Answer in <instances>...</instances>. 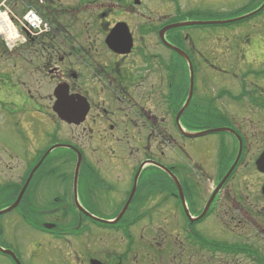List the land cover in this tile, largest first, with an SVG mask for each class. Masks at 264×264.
Instances as JSON below:
<instances>
[{"label": "flooded vegetation", "instance_id": "flooded-vegetation-1", "mask_svg": "<svg viewBox=\"0 0 264 264\" xmlns=\"http://www.w3.org/2000/svg\"><path fill=\"white\" fill-rule=\"evenodd\" d=\"M32 1L48 27L10 48L0 36V117L23 143L30 122L9 105L54 128L18 176L14 154L0 149V211L9 209L0 214V258L23 264L29 231L46 239L32 257L45 264H144L146 256L157 264L169 244L160 237L165 221L181 260L264 264V83L217 89L222 100L210 101L207 72L225 69L209 63L208 41H228L227 27L192 37L193 25L180 26L257 6L220 16L212 6L222 0ZM150 41L159 50L148 52ZM60 94L74 104L67 119L56 112ZM59 123L78 135L64 138ZM107 138L116 147H91ZM166 205L170 218L160 216ZM94 232L106 236L105 249ZM47 252L56 261L41 259Z\"/></svg>", "mask_w": 264, "mask_h": 264}, {"label": "rangeland", "instance_id": "rangeland-1", "mask_svg": "<svg viewBox=\"0 0 264 264\" xmlns=\"http://www.w3.org/2000/svg\"><path fill=\"white\" fill-rule=\"evenodd\" d=\"M1 1V0H0ZM25 0H10L6 4H8V8L13 12V14H16V16L20 17L21 13L23 12L22 9L23 7L26 6V3H24ZM74 0H70L72 3ZM223 3H213L212 8L220 9L222 14L220 16H237L238 14H242L243 12L247 11L250 8H253L255 6L259 7L264 0H251L250 4L248 0H222ZM208 2H211V0H208ZM33 4H30L33 9H36L39 14H41V10H39L35 5L34 2ZM5 4V5H6ZM24 5V6H23ZM29 6V2H28ZM29 8V7H28ZM137 9V8H136ZM63 22L67 25L68 20L65 17L61 18ZM72 25V23L70 24ZM133 25V24H131ZM183 26V25H180ZM227 30H223L225 34L228 35L229 40L228 41H223L222 45H218L216 41L211 40L208 41V46H207V51L210 56V61L209 63H214V65L217 67L218 70L220 69H225L220 70V71H215L214 69H210L207 72V88H208V98L210 101L214 102H220L221 100H217L218 91L217 89L221 88H226L227 86L234 89L233 91L236 92L237 89L239 88V84L242 82H261L264 83V12L261 13L260 15L255 16L251 21H246V22H241L238 24L234 25H228L226 26ZM74 29V28H73ZM219 29H216V27H195L191 26L188 27V31L190 32L192 37H195L196 35L200 33H204L205 35H210L212 36L213 34H216L215 32L218 31ZM243 37L239 41V38ZM22 42V39H20V42L18 45ZM238 43L240 46L238 47ZM147 51L152 52L155 50H159V48L156 46L155 42L153 43L150 41V44L147 45ZM103 51L102 49L100 52ZM242 52V53H240ZM257 54L256 56H262V57H256L255 60H253V56L255 53ZM263 53V54H261ZM226 54V55H225ZM242 56V54H246L248 56V60H241L242 58L238 59V55ZM100 59L103 60V63L105 60H107L106 56L101 52ZM228 59V60H227ZM18 61H16V64ZM218 66H217V65ZM232 64V67H229V65ZM234 64V65H233ZM237 66L234 69V66ZM220 67V68H219ZM86 83L89 87H91L90 81L86 79ZM41 84V83H40ZM37 86H39L37 84ZM44 86L42 87V90H44ZM228 89V88H226ZM231 89V90H232ZM133 93L137 94V87L133 88ZM97 92V91H96ZM238 92V91H237ZM236 92V93H237ZM224 97V96H222ZM107 98L106 94L96 96V99H105ZM223 100H227L226 98H223ZM107 102V101H106ZM215 103V102H214ZM12 114H16L17 118L22 122V124H25L28 122V125L25 129V133L27 135L28 141L26 140L24 143L19 140V138L16 136L15 132L11 130L10 128V123L7 121L5 124H3V120L0 117V149L1 150H8L9 152H12L15 156V160L13 163V173H16L15 176L19 175L24 168V164L26 161H28L32 156H33V148L34 146H41L45 141H46V136L49 131H51L54 128V125L51 121L46 119L43 121L41 124L38 123L37 118H31L30 115H27L26 109L28 107L22 106L18 107L16 105H9L7 106ZM228 111H231L233 109L232 106L227 105ZM0 114H3L0 112ZM13 118H16L15 115L10 117L11 121ZM16 118V119H17ZM214 121V120H210ZM239 121L241 123H244L243 120L239 118ZM166 125L168 124L167 122L165 123ZM61 125V123H59ZM60 132L63 134L64 138H69L74 135V138L76 135H78V130H70L67 128V126H64L63 124L61 125ZM95 137V136H94ZM100 138L99 136H96ZM81 145H87L85 140H79ZM78 142V141H77ZM91 147L94 149L96 148V151H107L110 149V146L113 148L116 147L114 143H112L108 138L103 142V143H94L93 140H91ZM95 150V149H94ZM61 150L57 149L54 153H50L49 157L52 155H55L56 153H59ZM103 160H107V158L103 155ZM48 157V158H49ZM47 158V159H48ZM127 165H124L122 174L126 172ZM128 174H126V180H124V184L126 185L127 179H128ZM7 176V174H6ZM202 199V197H201ZM154 200V199H153ZM200 203V202H199ZM203 203V202H202ZM115 204V203H114ZM169 206L166 205L162 208V213L160 216H163L164 214H167L168 217L170 218V215L168 214ZM6 210V209H4ZM43 216H40V218ZM52 219H58L57 216H51ZM171 223L173 221L171 220ZM177 228L179 227V223L175 222L173 223ZM163 226L164 228L161 229V240H168L169 244L168 247L165 249H162L161 251V257L159 260H155L157 264H206L204 260L201 261L198 260L195 256L192 255V257H189L188 254H186L183 257V260H181V250H178L177 247L174 248L172 246V241H171V236L169 235V232H172L171 227L167 226L166 222L163 221ZM169 231V232H168ZM28 231V249L26 248L25 245H21L20 251H21V256H20V262L25 264V263H34V264H45L43 261H34L32 257L34 255H37L39 253V247L46 244V239L42 235L35 234L32 232ZM147 235V234H146ZM94 240H96L98 243H101L100 245L102 246L103 249H105V240L106 236H103L102 238H99V234H95L94 232ZM101 239V240H100ZM177 239V236H176ZM159 240V239H158ZM7 243H10L8 239H6ZM55 241V240H54ZM163 242V241H162ZM167 243V242H166ZM164 243V244H166ZM91 245V242L90 244ZM104 251H98L97 253H101ZM67 254L72 257L73 253L71 250L67 251ZM57 258V253H43L41 255V259L44 261H56ZM188 258V259H187ZM147 262L151 263L148 260V256L144 258V264H147ZM160 262V263H159ZM182 262V263H181ZM0 264H13L8 259H3L0 258ZM48 264V263H46ZM128 264H134V261L129 258Z\"/></svg>", "mask_w": 264, "mask_h": 264}, {"label": "water", "instance_id": "water-1", "mask_svg": "<svg viewBox=\"0 0 264 264\" xmlns=\"http://www.w3.org/2000/svg\"><path fill=\"white\" fill-rule=\"evenodd\" d=\"M180 25H187V24L184 23V24H180ZM190 95H191V92H190ZM56 105L58 106L56 108V112L58 113V115L60 117H62L64 119H67V114L71 113L72 111H75L73 109L74 108V104H73V101L71 100V98L70 97L66 98V97L63 96V94H60ZM82 114L83 115L85 114V110L82 112ZM260 165L263 166V167H261V169L264 170V156L261 158ZM31 175H32V173H31ZM5 211H8V210L6 209V210H3V211H0V214L5 212ZM10 254L12 256H14L12 253H10Z\"/></svg>", "mask_w": 264, "mask_h": 264}, {"label": "built area", "instance_id": "built-area-1", "mask_svg": "<svg viewBox=\"0 0 264 264\" xmlns=\"http://www.w3.org/2000/svg\"><path fill=\"white\" fill-rule=\"evenodd\" d=\"M23 25L29 32H37L41 30V20L37 17V15L31 11L27 12L23 16Z\"/></svg>", "mask_w": 264, "mask_h": 264}, {"label": "bare ground", "instance_id": "bare-ground-1", "mask_svg": "<svg viewBox=\"0 0 264 264\" xmlns=\"http://www.w3.org/2000/svg\"><path fill=\"white\" fill-rule=\"evenodd\" d=\"M264 12V11H263ZM262 12V13H263ZM0 18L1 19H3V21H0V31L2 32V33H6V34H8V39H12L11 37H15L14 36V31H15V29H14V27L12 26V24L10 23V21L6 18V17H4V15H0ZM49 150V149H48ZM48 150L45 152V154L42 156V158L40 159V161L41 160H43V158L45 157V155L47 154V152H48ZM34 169H35V166H34V168L30 171V173H29V175L28 176H30L31 175V173L34 171Z\"/></svg>", "mask_w": 264, "mask_h": 264}, {"label": "trees", "instance_id": "trees-1", "mask_svg": "<svg viewBox=\"0 0 264 264\" xmlns=\"http://www.w3.org/2000/svg\"><path fill=\"white\" fill-rule=\"evenodd\" d=\"M25 2H26L27 4H28V2H29V4H33V3H32V2H33L32 0H29V1H28V0H25Z\"/></svg>", "mask_w": 264, "mask_h": 264}]
</instances>
